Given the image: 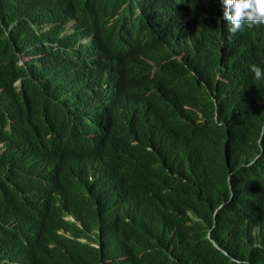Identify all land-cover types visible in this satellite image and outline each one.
<instances>
[{"label": "trees", "instance_id": "trees-1", "mask_svg": "<svg viewBox=\"0 0 264 264\" xmlns=\"http://www.w3.org/2000/svg\"><path fill=\"white\" fill-rule=\"evenodd\" d=\"M101 1L136 3L167 47L108 77L33 0H0V264H264L262 128L250 122L263 116H249L264 100L249 67L264 63L223 46L196 0ZM57 64L94 87L93 150L79 121L41 130L46 103L69 93L42 88Z\"/></svg>", "mask_w": 264, "mask_h": 264}, {"label": "clouds", "instance_id": "clouds-1", "mask_svg": "<svg viewBox=\"0 0 264 264\" xmlns=\"http://www.w3.org/2000/svg\"><path fill=\"white\" fill-rule=\"evenodd\" d=\"M196 1L202 17L207 20L205 23L210 28L215 27L223 46L231 45L239 52L254 54L264 63V0ZM33 11L38 20L49 28H60L61 38H70L75 42L77 61L92 72L108 77L117 69H141L155 49L167 47L157 40L149 13L131 1L117 4L101 0H74L58 9L44 0H33ZM185 13L188 17H197L191 9ZM186 51L180 49L173 52L182 55ZM41 57L43 55L40 54L19 55L18 65L26 66ZM250 71L254 79H264V69L258 65L252 64ZM22 84V79H19L13 86L20 89ZM60 86L69 90L68 96L63 101L46 103L47 113L41 120V130L66 132L72 126L71 119L79 121L84 138L93 150L96 138L94 87L83 79L66 78L64 67L57 64L42 88L54 90ZM69 110L74 112L69 113ZM259 113L263 119L250 122L254 127L262 128L259 146L263 154L264 100L261 99L249 109V116Z\"/></svg>", "mask_w": 264, "mask_h": 264}, {"label": "bare ground", "instance_id": "bare-ground-1", "mask_svg": "<svg viewBox=\"0 0 264 264\" xmlns=\"http://www.w3.org/2000/svg\"><path fill=\"white\" fill-rule=\"evenodd\" d=\"M7 10H8V9H7ZM7 20H8V19H7ZM209 42H210V41H209ZM214 42H216V41H214ZM212 43H213V42H212ZM38 50L41 51L40 49H38ZM241 53H242V52H241ZM42 54H43V53H42ZM237 54H238V53H237ZM72 55H73V54H72ZM249 57H250V56H249ZM41 60H42V59H41ZM258 62H259V61H258ZM236 66H237V65H236ZM42 68H43V67H42ZM42 68H41V69H42ZM202 68H203V67H202ZM78 69H79V68H78ZM249 69H250V67H249ZM253 76H254V75H253ZM80 77H81V76H80ZM80 77H79V78H80ZM248 77H249V75H248ZM240 78H241V77H240ZM249 79H250V78H249ZM237 80H238V79H237ZM236 84H237V83H236ZM251 84H252V83H251ZM40 85H41V84H40ZM243 85H244V84H243ZM240 86H241V85H240ZM240 86H239V87H240ZM248 86H249V85H248ZM248 86H247V87H248ZM252 86H253V85H252ZM252 86H251V87H252ZM247 87H246V88H247ZM255 87H256V86H255ZM255 87H253V88H255ZM258 87H260V86H258ZM63 90H64V88H63ZM236 93H237V92H236ZM246 95H247V94H246ZM261 96H262V94H261ZM246 97H247V96H246ZM263 98H264V97H263ZM4 99H5V97H4ZM242 103H243V102H242ZM245 103H246V102H245ZM248 103H249V102H248ZM255 104H256V103H255ZM252 105H253V104H252ZM241 109H243V108H241ZM236 110H237V109H236ZM243 110H244V109H243ZM243 110H242V111H243ZM246 113H247V112H246ZM233 114H234V113H233ZM34 115H35V112H34ZM234 116H236V115H234ZM238 117H239V116H238ZM244 117H245V116H244ZM240 119H241V118H240ZM40 121H41V120H40ZM234 122H235V121H234ZM244 124H245V122H244ZM244 124H243V125H244ZM34 125H36V124H34ZM235 125H238V126H239L238 122H237V124H235ZM244 126H245V125H244ZM77 127H78V126H77ZM239 127H240V126H239ZM77 129H79V128H77ZM95 131H96V130H95ZM81 134H82V133H81ZM240 135H241V134H240ZM75 136H76V135H75ZM78 136H80V135H78ZM82 136H83V134H82ZM99 136H100V135H99ZM236 136H238V135H236ZM78 138H79V137H78ZM235 138H236V137H235ZM69 139H70V138H69ZM71 139H72V138H71ZM96 139H97V138H96ZM237 139H239V138H237ZM60 140H61V139H60ZM64 140H65V139H64ZM69 141H70V140H69ZM64 142H65V141H64ZM79 143H80V142H79ZM237 144H239V143H237ZM74 145L77 146L76 144H74ZM74 145H73V146H74ZM227 145H228V144H227ZM75 146H74V147H75ZM82 146H83V145H82ZM78 147H79V146H78ZM80 147H81V146H80ZM237 147H239V146H237ZM69 148H70V147H68V149H69ZM83 148H84V147H83ZM79 150H81V148H80ZM43 175H44V174H43ZM111 175H112V174H111ZM35 178H37V177H35ZM41 179H42V178H41ZM35 182H37V181H35ZM39 183H40V182H39ZM34 185H35V183H34ZM36 188H38V187H36ZM43 189H44V188H43ZM33 191H34V190H33ZM41 191H42V189H41ZM33 193H34V192H33ZM44 196H46V195H44ZM44 196H43V197H44ZM37 197H39V196H37ZM46 197H47V196H46ZM41 199H43V198H41ZM44 199H46V198H44ZM44 202H46V201H44ZM44 202H42V203H44ZM42 203H40V205H41ZM32 205H35V204H32ZM35 206H36V205H35ZM37 210H38V208H37ZM30 213H31V212H30ZM32 214H34V213H32ZM33 216H34V215H33ZM145 217H146V216H145ZM144 219H145V218H144ZM101 224H102V226L104 225V223H101ZM110 234H111V233H110ZM108 235H109V233H108ZM108 235H107V236H108ZM110 236H111V235H110ZM105 237H106V236H105ZM103 238H104V237H103ZM107 238H110V239H111V237H107ZM100 240H102V239H100ZM106 242H107V240H106ZM103 246H104V245H103ZM105 246H106V245H105ZM105 248H106V247H105ZM105 250H106V249H105Z\"/></svg>", "mask_w": 264, "mask_h": 264}]
</instances>
